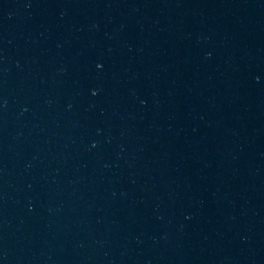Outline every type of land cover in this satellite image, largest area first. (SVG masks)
I'll list each match as a JSON object with an SVG mask.
<instances>
[{
	"label": "water",
	"instance_id": "water-1",
	"mask_svg": "<svg viewBox=\"0 0 264 264\" xmlns=\"http://www.w3.org/2000/svg\"><path fill=\"white\" fill-rule=\"evenodd\" d=\"M0 264H264V0H0Z\"/></svg>",
	"mask_w": 264,
	"mask_h": 264
}]
</instances>
